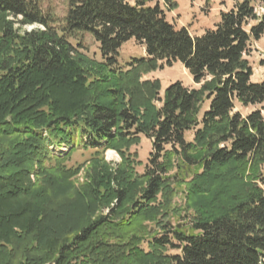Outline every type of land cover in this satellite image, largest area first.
<instances>
[{
	"label": "trees",
	"instance_id": "obj_1",
	"mask_svg": "<svg viewBox=\"0 0 264 264\" xmlns=\"http://www.w3.org/2000/svg\"><path fill=\"white\" fill-rule=\"evenodd\" d=\"M161 1L66 0L56 18L0 0V264H264V117L233 111L264 103L248 59L264 20L232 0L192 36ZM86 33L99 60L77 49ZM131 39L145 56L120 64ZM173 63L198 87L143 79ZM78 147L95 149L79 189Z\"/></svg>",
	"mask_w": 264,
	"mask_h": 264
},
{
	"label": "rangeland",
	"instance_id": "obj_2",
	"mask_svg": "<svg viewBox=\"0 0 264 264\" xmlns=\"http://www.w3.org/2000/svg\"><path fill=\"white\" fill-rule=\"evenodd\" d=\"M175 4H165L161 1L163 10L165 11L168 21L175 24L177 27H185L192 36L200 35L202 31L208 27L213 26L218 21L219 12L221 10H228L233 5L232 0H172ZM255 13L258 19L264 20V0H255ZM66 0H41L42 10L50 13L54 17H62L66 11ZM173 5V6H172ZM40 25H26L23 29L29 31L35 28H40ZM75 43V42H74ZM82 48H77L81 53L89 57L99 60L100 55L98 51V44L90 37L88 33L84 34L81 39ZM145 52L142 45L131 39L122 44L119 50V62L124 64L132 58H140L144 56ZM249 62L253 69V81H264V34L260 40L253 43V50L250 53ZM143 79L154 80L157 79L161 85V92L169 84L179 81L184 86L189 88H197L198 84L193 82L192 76L180 64L174 63L171 66L162 64V68L151 71L143 75ZM253 108H261V114L264 117V103L258 106L242 107L236 103L234 112L239 111L242 115H246ZM193 131L186 133V139L191 140ZM60 150L67 151V147H59ZM132 151L137 153V158L141 162V166L137 167V171L141 173L144 164L147 162L150 152L152 151L151 139L141 136L139 144L133 146ZM56 151V150H55ZM58 151V150H57ZM56 151V152H57ZM95 149H84L78 147L71 154L68 160L64 163L67 168L80 167L76 176L72 179L74 186L79 189L88 179L89 169L85 165L90 157L93 155ZM103 159L113 167L120 161V157L114 150H106L102 155ZM173 224H176L173 222ZM178 227L181 226L179 223ZM171 253H176V250H171Z\"/></svg>",
	"mask_w": 264,
	"mask_h": 264
},
{
	"label": "crops",
	"instance_id": "obj_3",
	"mask_svg": "<svg viewBox=\"0 0 264 264\" xmlns=\"http://www.w3.org/2000/svg\"><path fill=\"white\" fill-rule=\"evenodd\" d=\"M253 77V76H252Z\"/></svg>",
	"mask_w": 264,
	"mask_h": 264
}]
</instances>
